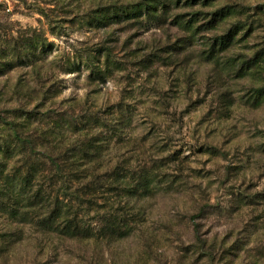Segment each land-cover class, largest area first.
Instances as JSON below:
<instances>
[{"label":"rangeland","instance_id":"obj_1","mask_svg":"<svg viewBox=\"0 0 264 264\" xmlns=\"http://www.w3.org/2000/svg\"><path fill=\"white\" fill-rule=\"evenodd\" d=\"M0 264H264V0H0Z\"/></svg>","mask_w":264,"mask_h":264},{"label":"trees","instance_id":"obj_2","mask_svg":"<svg viewBox=\"0 0 264 264\" xmlns=\"http://www.w3.org/2000/svg\"><path fill=\"white\" fill-rule=\"evenodd\" d=\"M234 35H235V32L231 31V32H229L228 35L222 37V39H221V45L227 46L229 44V42L231 41V39L234 37ZM17 142L18 143H23V140L21 138H19V139H17ZM53 162H54V160H53ZM76 236H78V233H77V235H75V237Z\"/></svg>","mask_w":264,"mask_h":264}]
</instances>
